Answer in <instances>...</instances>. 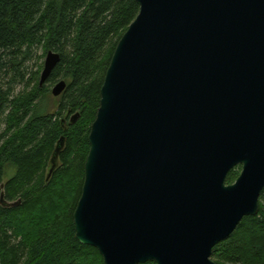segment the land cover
<instances>
[{"label":"water","instance_id":"obj_1","mask_svg":"<svg viewBox=\"0 0 264 264\" xmlns=\"http://www.w3.org/2000/svg\"><path fill=\"white\" fill-rule=\"evenodd\" d=\"M136 1L91 127L76 238L105 264H215L264 191V0ZM59 62L49 51L40 86Z\"/></svg>","mask_w":264,"mask_h":264},{"label":"trees","instance_id":"obj_2","mask_svg":"<svg viewBox=\"0 0 264 264\" xmlns=\"http://www.w3.org/2000/svg\"><path fill=\"white\" fill-rule=\"evenodd\" d=\"M139 12L136 0H0V264H105L76 238L74 213L105 76ZM49 51L60 62L40 86ZM61 81L67 88L55 98L50 86ZM241 170L230 172L227 185ZM2 195L16 205H2ZM212 260L264 264V191L259 214L244 218Z\"/></svg>","mask_w":264,"mask_h":264},{"label":"rangeland","instance_id":"obj_3","mask_svg":"<svg viewBox=\"0 0 264 264\" xmlns=\"http://www.w3.org/2000/svg\"><path fill=\"white\" fill-rule=\"evenodd\" d=\"M39 56H42V51H40L39 52ZM45 60H46V56H44V58L40 61V63H45ZM59 83V82H58ZM58 83H55V84H53L52 86H50V91H51V94H52V90H53V88L58 84ZM51 112L52 113H55L56 112V110H57V107H55V104H53V103H51ZM74 118V116L71 118V121H72V119ZM70 121V122H71ZM14 175V172L13 173H9V174H7L6 176H5V178H4V182H6V181H8L12 176Z\"/></svg>","mask_w":264,"mask_h":264}]
</instances>
